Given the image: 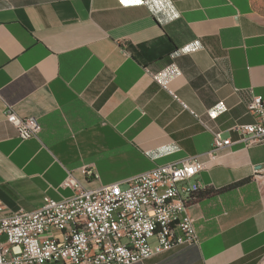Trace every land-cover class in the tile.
<instances>
[{"label":"crops","instance_id":"1","mask_svg":"<svg viewBox=\"0 0 264 264\" xmlns=\"http://www.w3.org/2000/svg\"><path fill=\"white\" fill-rule=\"evenodd\" d=\"M254 94L264 12L253 0H0V217L71 195L69 171L93 188L196 155L209 191L189 202L199 243L137 264H260L264 143L231 129L256 120ZM6 106L36 117L39 137L21 139ZM215 131L236 142L211 161Z\"/></svg>","mask_w":264,"mask_h":264},{"label":"built area","instance_id":"2","mask_svg":"<svg viewBox=\"0 0 264 264\" xmlns=\"http://www.w3.org/2000/svg\"><path fill=\"white\" fill-rule=\"evenodd\" d=\"M163 88L187 107L167 84ZM248 109L256 120L231 129L247 146L264 143V96L254 94ZM4 115L21 139L39 137L42 126L36 117L22 116L10 106ZM235 142L215 131L207 158L217 160L219 151ZM205 168L206 161L192 155L93 188L69 171L61 186L70 188L71 195L47 196L35 210L0 217V264H137L198 244L188 208L193 193L204 188L197 176ZM82 171L87 179L98 177L93 164ZM7 244L18 250L9 254Z\"/></svg>","mask_w":264,"mask_h":264},{"label":"rangeland","instance_id":"3","mask_svg":"<svg viewBox=\"0 0 264 264\" xmlns=\"http://www.w3.org/2000/svg\"><path fill=\"white\" fill-rule=\"evenodd\" d=\"M253 3L257 10L264 12V0H253ZM260 264H264V259L261 260Z\"/></svg>","mask_w":264,"mask_h":264},{"label":"trees","instance_id":"4","mask_svg":"<svg viewBox=\"0 0 264 264\" xmlns=\"http://www.w3.org/2000/svg\"><path fill=\"white\" fill-rule=\"evenodd\" d=\"M204 193L207 194V193H209V191L199 190L197 192H194L190 199L193 200L194 198H198V197L202 196Z\"/></svg>","mask_w":264,"mask_h":264}]
</instances>
